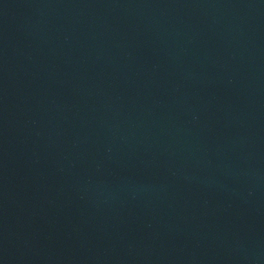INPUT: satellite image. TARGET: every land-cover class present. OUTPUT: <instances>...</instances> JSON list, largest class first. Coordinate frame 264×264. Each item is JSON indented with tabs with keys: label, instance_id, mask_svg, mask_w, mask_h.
<instances>
[{
	"label": "water",
	"instance_id": "95a60500",
	"mask_svg": "<svg viewBox=\"0 0 264 264\" xmlns=\"http://www.w3.org/2000/svg\"><path fill=\"white\" fill-rule=\"evenodd\" d=\"M0 264H264V0H0Z\"/></svg>",
	"mask_w": 264,
	"mask_h": 264
}]
</instances>
